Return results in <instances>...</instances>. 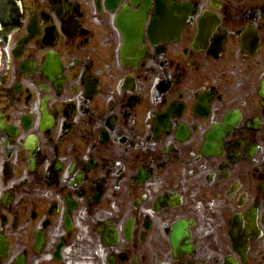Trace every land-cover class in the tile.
I'll return each instance as SVG.
<instances>
[{
    "label": "flooded vegetation",
    "instance_id": "obj_1",
    "mask_svg": "<svg viewBox=\"0 0 264 264\" xmlns=\"http://www.w3.org/2000/svg\"><path fill=\"white\" fill-rule=\"evenodd\" d=\"M17 1L0 264H264V0Z\"/></svg>",
    "mask_w": 264,
    "mask_h": 264
}]
</instances>
